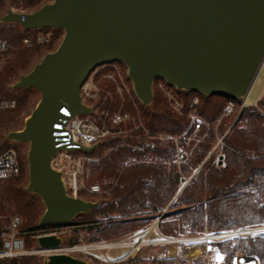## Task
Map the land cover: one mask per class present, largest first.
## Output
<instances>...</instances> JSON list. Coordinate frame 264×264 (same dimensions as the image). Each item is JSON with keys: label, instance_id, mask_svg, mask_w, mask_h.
<instances>
[{"label": "water", "instance_id": "obj_1", "mask_svg": "<svg viewBox=\"0 0 264 264\" xmlns=\"http://www.w3.org/2000/svg\"><path fill=\"white\" fill-rule=\"evenodd\" d=\"M0 22L64 32L56 49L13 84L34 88L40 98L22 127L6 135L28 143L26 191L42 201L39 225L70 222L99 204L68 195L50 166L63 148L52 129L59 109L89 113L78 88L97 65L124 62L134 95L149 105L157 77L183 91L242 97L264 60V0H52L31 12L8 9ZM36 243L42 250L62 245L56 234L37 236ZM42 264L88 262L62 252L47 254Z\"/></svg>", "mask_w": 264, "mask_h": 264}, {"label": "trees", "instance_id": "obj_2", "mask_svg": "<svg viewBox=\"0 0 264 264\" xmlns=\"http://www.w3.org/2000/svg\"><path fill=\"white\" fill-rule=\"evenodd\" d=\"M43 1L21 0L20 5L26 12H31L44 4ZM14 3L17 6H13ZM18 4L17 0H0V15L12 7H19ZM40 30H23L16 22H0V98L15 101L14 107L0 111V134L5 126L20 124L39 100L32 87L16 88L19 91L12 93L7 86L9 80L25 70L38 55L39 45L23 46L22 41ZM58 31L51 30L52 41L59 36ZM152 94L149 105H142L134 99L145 127L153 133H164L171 137L184 132L188 128L186 114L189 104L196 96L198 104L195 109L206 125L202 130L205 131L203 140L199 141L189 161L179 167L173 163L174 144L171 140L157 142L155 148L144 144L137 148L121 146L117 137L101 143L94 149L99 162L93 166L89 181L96 182L110 199L100 202L88 213L78 214L68 223L74 222L77 217H84L83 225L87 229L97 227L95 233L102 239L121 237L142 231L140 229L146 223L139 215L143 211L162 213L169 202L168 207L174 211H165L157 222L159 232L165 236H174L184 228L193 233H222L264 225V114L255 108L256 104L243 107L222 137V154L214 162L211 153L206 156L214 139L213 124L228 103L238 105L239 101L225 94L202 95L193 90L180 91L182 114H177L169 109L164 94L156 86ZM257 102L260 103V100ZM117 104L118 100L115 99L112 105L116 107ZM124 107L128 109L131 105L125 102ZM23 112L27 114L22 117ZM224 118H220V121ZM220 121L217 126L219 134L224 127ZM131 143H135V140ZM0 148L6 146L2 144ZM25 156V153H19L21 168L18 175L0 178V243L13 216L20 217L18 227L27 232L25 238L30 236L34 239L35 235L60 225L37 223L44 208L37 194L26 191ZM192 171H195L194 175L186 182V177ZM238 251L264 264V231L207 242L206 254L219 253L225 258L224 264H230ZM173 262V258L159 257L148 264ZM0 264H38V261L32 256H22L0 259ZM128 264H144V261L134 257ZM190 264L204 263L196 260Z\"/></svg>", "mask_w": 264, "mask_h": 264}, {"label": "built area", "instance_id": "obj_3", "mask_svg": "<svg viewBox=\"0 0 264 264\" xmlns=\"http://www.w3.org/2000/svg\"><path fill=\"white\" fill-rule=\"evenodd\" d=\"M13 11L19 13L26 12L25 10L11 8ZM51 29V28H50ZM40 30V29H36ZM52 32H40L33 36L24 37L23 46H30L32 44L42 45L48 44L51 41ZM1 58V53H0ZM264 59V58H263ZM264 64V60L258 69V73ZM256 78V77H255ZM253 79L251 85L247 89L245 95L236 98L239 103H228L224 107L220 118H230V126L224 131L220 138L216 139V144L212 150L208 152V156L221 143L222 137L227 133L232 124L236 121L238 115L243 107L247 105V101L252 89ZM106 84H109L107 86ZM154 86L164 94L166 103L170 110L177 114H182V102L179 97V92L183 91L170 85L163 78L157 77L152 83V93ZM78 96L81 104L90 108L89 113H72L66 106L59 109L61 114L57 121L54 122L53 138L55 144L59 147V151L50 159V166L53 170L61 173L65 192L73 197H81L84 193H97L100 187L97 183L88 185L92 168L99 162V157L93 153L101 143L106 142L112 137L122 139L121 146H128L137 148L140 144H144L149 148H155L157 142L165 143L171 140L174 144V163L179 167L182 163L188 160V153L186 146L188 141L193 140L199 132L203 130L204 121L195 109L198 104V98L193 97L189 104V110L186 114L188 121V128L175 136H169L164 133H153L149 128L144 126L141 119L140 112L137 110L134 99L133 87L131 79L127 75V66L124 62L118 60L105 61L103 64L97 65L85 77L83 83L78 88ZM118 100L116 107H113L114 100ZM138 100V99H137ZM125 102H129L131 108L124 107ZM142 104L140 101H138ZM14 100H7L0 98V111L9 110L14 107ZM143 105V104H142ZM219 118V120H220ZM135 140V143H131ZM95 146L90 152H85L82 149L91 148ZM19 149L15 146L7 148H0V178H10L16 176L20 172L21 162L19 157ZM21 219L18 216L12 217L9 224V229L2 234L0 246V259H11L13 257L29 256L33 253H74L81 250L80 247L60 246L54 249H39L31 250L26 247L24 243V235L26 231L19 230L18 225ZM58 225V224H52ZM150 227L143 231L141 238L136 241L124 243V240L111 242L119 247H131L132 251H139L142 245H153L159 243L175 242L181 237H166L162 236L157 240L147 239ZM255 231H263L255 229H242L239 231H226L223 233H207L201 236V241L206 245L208 241L213 239L223 240V238L239 237L245 234L255 233ZM45 234H58L57 230L34 236ZM206 257L205 264H224L215 258ZM230 264H260L257 259L247 256L243 252H235Z\"/></svg>", "mask_w": 264, "mask_h": 264}, {"label": "rangeland", "instance_id": "obj_4", "mask_svg": "<svg viewBox=\"0 0 264 264\" xmlns=\"http://www.w3.org/2000/svg\"><path fill=\"white\" fill-rule=\"evenodd\" d=\"M17 1L19 3L18 4L19 7H15V9L25 10V9H22V6L20 5L21 0H17ZM47 2H51V1H46V0L43 1V3H47ZM12 5L17 6L15 3ZM12 8H14V7H12ZM0 14H1V12H0ZM0 16H2V15H0ZM20 28H21V26H20ZM51 30L52 29H50V28H42L40 31H37L34 34H29L28 36H33V35H36L40 32H44V33L48 32L49 33V32H51ZM58 30H59L58 31L59 36L57 37V39L55 41L51 40L48 44H42V45L40 44L39 45L40 51H39L38 55L33 58L32 63L25 70L19 71L18 74H16L14 77H12L9 80L10 82L7 86L8 91H11L12 93L19 91L13 87V84L17 82L20 75H24L25 71L30 70L33 67V64L36 62H39L45 53L52 52L56 49V46L59 44V42L61 41L63 34H64V32L61 29H58ZM260 88L262 89V91H264V67H263L262 71L260 72L259 80L254 85V87H252L251 94H250L248 101H247V105L252 106L256 102L258 89H260ZM35 95H36V97H39V93L37 91H36ZM255 108H257L259 110V112L264 114V96L261 97L260 103L259 102L256 103ZM26 112L21 113L22 117L27 114ZM219 118L213 124L214 125L213 126L214 139H213V142L211 144L209 151L214 148V146L217 142L216 139L220 138L221 135L224 133V131L230 126L229 125L230 121H231L230 118H226V119L224 118L221 121L219 120ZM23 121L20 124L12 123L10 125L5 126V128L2 129V132L0 134V145L4 144V146H6V148L10 147V146H15L19 149L20 152L25 153V155H26L28 143L15 142L13 140H10V141L6 140L7 133H9L11 130L20 129L23 125ZM219 121L222 122V124L224 125L223 132H221L220 134L217 130V126L220 124ZM204 126H206V125L204 124ZM204 134H205V131L204 132L201 131L197 134V136L193 140L188 141L189 143L186 146V150L188 153V160L187 161H189L190 157L193 155L194 149L199 144V141L203 140ZM221 141H222V139H221ZM119 144L120 145L123 144L122 139H119ZM223 144H224V141H222V143L216 149H214L211 152V155L215 158L214 162H217L219 156H221ZM108 150H109V148H108ZM108 150H106V153L108 152ZM174 152H175V150H174ZM93 153H95V151ZM173 160H174V158H173ZM173 163H174V161H173ZM166 164L169 165V162H167ZM194 172L195 171H192L189 173V176L186 177V182H188L189 179L194 175L193 174ZM26 178H27V164H26ZM27 183H28V178H27V182L25 184V188H26ZM87 183H88V185H91L92 183H96V182H91L88 180ZM81 196L85 200H90V201L96 200L99 203L100 202H107L110 199L108 193L105 191L102 192L101 189L97 193H93V194L84 193ZM169 204L170 203L168 202L164 206L162 211H164V212L165 211L166 212L174 211V209L168 207ZM159 214L160 213L157 214V213L152 212L151 210L143 211L141 213V215H139L140 218L144 219L143 220L144 223H146L145 226L142 227L143 229H140L142 231L139 230L140 232H138V233H127L125 236H121V237H110V239H102L99 235H97L95 233V231L97 230V227H93L92 229H87L85 227V225H83L84 217H77V219H75L74 222H71V223H68V222L67 223H61L60 225L55 226L54 230L58 231V234H56V235L60 237L63 246H71V247H77V248L80 247L81 250H78V252L69 253V254H71L77 258L78 257L83 258L84 260H86L88 262V264H128L130 262V260L133 259L134 257L144 261V264H148L153 259H156L159 257L173 258L174 264H179V263L180 264H190L191 261H196V260L204 263L206 260V257L204 254L206 253L207 244L205 245L204 242L201 241L200 239H201V236H203L204 234H207V233H193V232H190L187 228H184L182 232H178L174 236H166V237H175V236L181 237L180 240H177L175 242L159 243V244H153V245H146L145 244V245L141 246L139 251H132V248L128 247V246L119 247V246H116L114 244H111V242H115V241H119V240H124V243L130 242V241H136L138 238L142 237L143 231L149 227H150V230L146 236L147 239L157 240L158 238H161V236L158 233L159 229H158L157 224H156L158 222L156 220H157ZM98 218L102 219V217H100V216ZM37 223H38V221H37ZM103 224H105V222L100 224V225H103ZM255 228H258V230H261V228H263V231H264V225L255 226L254 228H240L239 230L255 229ZM239 230H229V231H239ZM223 232H226V231H223ZM255 232H260V231H255ZM251 234H253V233H251ZM25 242H27L26 247L28 248V250L29 249L37 250L38 245H37L35 239H32L30 236L29 237L26 236V238L24 237V243ZM175 251H176V253H175ZM46 255L47 254H42V253L29 254V256L34 257L38 261V264L43 263ZM206 255H209V257L216 259L217 254H212V255L206 254ZM16 258H20V257H16ZM224 260H225V258H223L222 260H219V262H224Z\"/></svg>", "mask_w": 264, "mask_h": 264}, {"label": "crops", "instance_id": "obj_5", "mask_svg": "<svg viewBox=\"0 0 264 264\" xmlns=\"http://www.w3.org/2000/svg\"><path fill=\"white\" fill-rule=\"evenodd\" d=\"M263 67H264V64H263V66L261 67L259 73H258V71H257V73H256V78H255V81H254L252 87H254V85H255V84L257 83V81L259 80L260 72L262 71ZM251 90H252V89H251ZM250 92H251V91H250ZM250 94H251V93H250ZM249 96H250V95H249ZM263 96H264V91H262L261 88L258 89V94H257V97H256V102H255L254 104H256L257 101H259V100L261 99V97H263ZM178 191L180 192V189H179ZM174 197H175V196H174ZM172 200H174V198H173ZM156 224H157V223H156ZM157 227H158V224H157ZM157 230H158V229H157ZM158 233H159V235H160L161 237H162V236H165V235L161 234L159 231H158Z\"/></svg>", "mask_w": 264, "mask_h": 264}, {"label": "snow or ice", "instance_id": "obj_6", "mask_svg": "<svg viewBox=\"0 0 264 264\" xmlns=\"http://www.w3.org/2000/svg\"><path fill=\"white\" fill-rule=\"evenodd\" d=\"M216 259L219 261V260H222L223 257H221V256L219 255V253H217V255H216Z\"/></svg>", "mask_w": 264, "mask_h": 264}, {"label": "bare ground", "instance_id": "obj_7", "mask_svg": "<svg viewBox=\"0 0 264 264\" xmlns=\"http://www.w3.org/2000/svg\"><path fill=\"white\" fill-rule=\"evenodd\" d=\"M178 247V246H177ZM176 248V247H175ZM198 248V247H197ZM176 250V249H175ZM179 250V249H178ZM188 250V249H187ZM196 251V250H195ZM199 251V250H198ZM189 252V251H188ZM175 253H176V251H175ZM201 253V252H200ZM186 257V256H185Z\"/></svg>", "mask_w": 264, "mask_h": 264}]
</instances>
